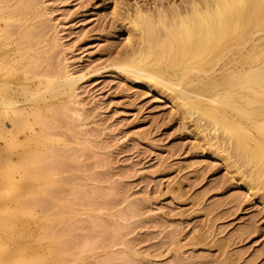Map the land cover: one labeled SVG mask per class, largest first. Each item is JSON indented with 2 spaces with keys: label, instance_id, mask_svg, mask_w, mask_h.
<instances>
[{
  "label": "rangeland",
  "instance_id": "rangeland-1",
  "mask_svg": "<svg viewBox=\"0 0 264 264\" xmlns=\"http://www.w3.org/2000/svg\"><path fill=\"white\" fill-rule=\"evenodd\" d=\"M189 1L0 0L2 34L23 42L26 66L77 78L44 119L56 141L29 165L41 175L23 185L16 166L0 191V219L24 221L13 233L35 264H264V172L206 119L112 66L138 40L125 30L138 8ZM251 175L248 191L239 178Z\"/></svg>",
  "mask_w": 264,
  "mask_h": 264
},
{
  "label": "bare ground",
  "instance_id": "bare-ground-1",
  "mask_svg": "<svg viewBox=\"0 0 264 264\" xmlns=\"http://www.w3.org/2000/svg\"><path fill=\"white\" fill-rule=\"evenodd\" d=\"M187 3L176 2L167 10L155 6L156 10L149 8L147 12L137 7L135 17L130 19L131 26L125 30L128 36L137 31L138 40L132 43L129 38L131 46L127 55L112 66L141 84L162 90L171 103L177 104L183 117L197 114L206 119L215 133L221 130V135L226 136L240 160L254 161L255 169L251 173L262 175L264 56L260 55L263 44L260 47L256 42L264 38V0H190ZM2 30L0 26V191L5 192L4 185H15L16 166L23 173V185L41 175L39 165L33 170L29 165L41 161L43 151L51 153L46 148L55 138L44 131L48 127L44 119L52 116L57 105L74 96L77 78L26 66L25 55L21 54H26L23 42L15 43L16 38L6 37ZM258 48L260 54L256 52ZM40 122L45 126H36ZM222 159L229 162V156ZM253 179V175L246 180L239 178L248 191L256 187L252 185ZM261 200L263 203L264 198ZM7 207L11 209L13 203ZM17 220L6 216L0 219L1 251L20 240L13 232L24 221ZM37 241L34 244L37 250L45 247ZM17 242L16 248L20 245ZM10 250L0 253V264H35V254ZM9 251L10 259H14L10 262Z\"/></svg>",
  "mask_w": 264,
  "mask_h": 264
}]
</instances>
